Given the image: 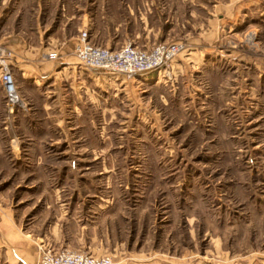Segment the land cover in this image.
<instances>
[{"label":"rangeland","instance_id":"374dc122","mask_svg":"<svg viewBox=\"0 0 264 264\" xmlns=\"http://www.w3.org/2000/svg\"><path fill=\"white\" fill-rule=\"evenodd\" d=\"M87 1L0 0V39L32 33V41H36V29L43 26L49 27L52 34L57 30V38L86 32L90 42L93 33L97 39L90 43L99 47H121L104 44L110 40H138L153 45L206 28L219 17L224 21L217 23L228 31L234 17L243 14L223 12L243 6L249 13L244 17V25L235 28L256 31L248 39L256 52H264V0H95L94 6ZM85 7L90 8L88 16L93 27L78 31L77 18H81ZM72 16L74 20H68ZM221 36L225 47L241 48L233 45L238 44L237 38L234 41L225 34ZM0 47L10 49L3 44ZM14 80L16 89L11 97L19 101L17 85L21 80ZM29 92L32 98L25 101L31 113H37L34 117H19L16 130L22 133L24 129L36 128V134L46 136L42 141L9 132L7 111L13 107L8 104L9 96L0 93V200L26 212L24 223L38 214L42 193L52 191L46 186L71 180L110 182L115 188L108 192L126 200L127 228L121 234L127 235V246L133 251H160L150 254L148 259L158 258L163 264H227L228 260L221 261V256H229L235 257L238 264H248L252 253L264 252V204L246 203L253 192L248 183H254L257 188L253 189L261 196L264 194V157L236 160L231 155L220 157L208 151L222 147L264 148V135L248 141H209L208 135L201 136L199 126L186 124L178 94L173 108L159 103L156 124H136L133 119L125 123L117 113L108 123L101 110L96 109L94 125L83 122L84 118L70 117V132L64 133L61 123L44 119L39 113L42 111L35 107V100L41 95L39 90L30 86ZM30 122L37 124L28 125V129L25 123ZM36 150L45 155L40 159L41 165L30 155ZM237 167L239 172L234 175L232 171H237ZM239 186L246 188L238 190ZM185 249H191V257L186 260Z\"/></svg>","mask_w":264,"mask_h":264},{"label":"crops","instance_id":"0c3cea01","mask_svg":"<svg viewBox=\"0 0 264 264\" xmlns=\"http://www.w3.org/2000/svg\"><path fill=\"white\" fill-rule=\"evenodd\" d=\"M95 3V0L87 1L89 6ZM245 9L240 6L236 10L232 8L223 12L243 14L242 17H234L231 22L233 26H229L228 31L217 23L224 21L223 17H219L217 22L213 21L206 28L189 31L174 41L163 42H185L187 48L174 59L169 70L153 71L131 80L118 73L81 67L73 54L79 35L57 38V30L52 34L49 27L39 26L35 33L36 41H32V33L29 36L26 33V36L11 34L0 39V44L14 52L11 71L14 79L19 77L21 80L17 85L20 100H15L13 108H10L12 111L5 107L8 110L9 132L17 133L15 124L19 117L36 115L37 112L31 113V107L25 101L32 98L29 87L34 86L41 94L39 100H35L38 103L35 107L42 111L40 115L61 123L64 133L70 132L67 125L72 119L70 117L84 118L83 122L94 125L96 109L101 110L102 117L107 118L108 123L117 113L125 123L133 119L136 124L147 121L156 124L160 117L159 103L173 108L178 94L182 98L186 124L199 126L201 136L208 135L207 140L234 142L259 138V135H264V52H256L255 45L248 39L255 36L256 31L235 28L244 25V17L249 13V9ZM80 13L77 30H91L90 8L85 7ZM74 18L72 16L68 20ZM221 34L234 41L237 38L238 44L233 45L241 48L225 47ZM95 39L92 33L90 42ZM104 44L121 47L131 44L144 48L158 45L138 40H110ZM3 91L0 83V93L5 96ZM49 94L52 98H49ZM25 124L28 128V125L35 127L37 123ZM41 128L39 126V132ZM34 131L24 129L17 134L29 140L37 138L42 141L46 138ZM73 136L72 133L71 138ZM222 148L208 151L220 157L231 155L236 160L245 156L264 157V148ZM30 155L37 158L39 165L40 159L45 156L41 150L30 152ZM238 170L239 167L232 173L236 174ZM56 185L46 186L52 191L42 193L38 199V214L32 215L26 223V212L18 211L8 201L0 200V264H37L39 246L54 251L69 249L95 256L110 255L113 264H163L158 258L148 259L150 254L160 253L158 249L150 253L142 248L133 251L127 246V235L121 234L127 228L126 200L108 192V189L115 188L110 182L71 180L59 181ZM248 185L253 192L246 203L264 204V194L261 196L253 189L254 183ZM242 187L239 186L238 190ZM85 189L90 192L83 191ZM139 217L144 219L142 214ZM188 221L191 222V216ZM189 236L191 238V233ZM183 253L185 260L191 257V249H185ZM223 259H226L225 262L228 260L227 264L233 261L238 264L235 257L221 256V261ZM250 259L248 264H264V252H254Z\"/></svg>","mask_w":264,"mask_h":264},{"label":"built area","instance_id":"2783aa9c","mask_svg":"<svg viewBox=\"0 0 264 264\" xmlns=\"http://www.w3.org/2000/svg\"><path fill=\"white\" fill-rule=\"evenodd\" d=\"M185 42L161 43L150 48L137 47L131 44L119 47H99L90 43L87 33L82 32L73 54L78 64L88 70H103L123 75L127 80L143 76L157 70H169L171 63L185 51ZM13 52L0 47V83L9 96L8 104L15 102V80L11 72ZM37 264H113L110 255L95 256L87 252L39 246Z\"/></svg>","mask_w":264,"mask_h":264}]
</instances>
